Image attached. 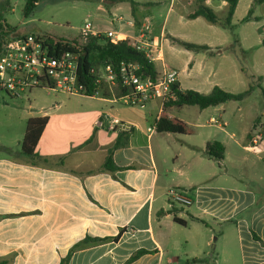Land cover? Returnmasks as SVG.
<instances>
[{
  "label": "crops",
  "instance_id": "crops-1",
  "mask_svg": "<svg viewBox=\"0 0 264 264\" xmlns=\"http://www.w3.org/2000/svg\"><path fill=\"white\" fill-rule=\"evenodd\" d=\"M180 1L103 3L99 10L111 13L110 26L88 22L84 31L122 32L131 40L145 33L161 48L162 60L150 47L159 74L166 67L177 70L182 89L209 93L219 85L240 93L253 86L252 93L204 109L168 107V115L192 127L190 134L157 132L161 100L128 105L109 84L93 95L70 94L76 98L48 104L35 98L25 108L16 99L0 104V147L12 150H0V260L14 255L10 264H60L87 236L115 237L123 229L117 241H89L68 264H125L141 248L151 252L129 264H187L193 258L206 260L189 264H264V175L257 168L264 162V74L243 63L253 46L244 39L233 46L227 28L188 18V7L196 4ZM227 5L209 3L217 11ZM175 40L210 49L191 50ZM258 93L262 98L253 102ZM37 116L49 121L35 152L49 162L34 164L20 150L22 125ZM114 118L121 122L111 127ZM119 133L127 144L113 155L122 168L115 175L92 172L103 167ZM213 140L224 145L223 160L205 155ZM170 188L184 190L194 202L174 206Z\"/></svg>",
  "mask_w": 264,
  "mask_h": 264
},
{
  "label": "trees",
  "instance_id": "trees-1",
  "mask_svg": "<svg viewBox=\"0 0 264 264\" xmlns=\"http://www.w3.org/2000/svg\"><path fill=\"white\" fill-rule=\"evenodd\" d=\"M12 0H0V20L6 22L5 15L12 9ZM38 0H29L26 2L24 10L25 14L29 15ZM105 1L106 5H112L119 2H131L132 6L135 4L134 0H101ZM195 2L194 9L188 13V18H196L198 16L203 17L208 22L213 24H221L225 28H229L232 31L235 30V25L233 24V18L238 6L239 0H226L228 5L224 10L217 11L213 7L209 6L206 3V0H191ZM256 4L262 3L264 0H254ZM253 13L251 8L248 12V15L244 18V21H248L250 16ZM39 39H42L44 43L50 47L53 54L64 53V52H75L80 53L78 60V82L85 87L84 94L93 95L97 93L101 86L96 82L95 76L91 73L93 66L103 63H111L114 66H119L120 63L125 61L135 62L139 65V73L145 76H150L153 79L159 75L157 67L154 61L146 55V51L139 49L136 45L133 44L131 39H122L115 40L107 37L101 33L92 34L90 32H82L76 38H63L55 37L49 33H43L36 35ZM236 37V34H234ZM180 45L185 48L195 50V51H206L210 47L207 45H200L196 43H191L187 41L175 40ZM239 43L238 39L234 40V45ZM173 96L169 98L168 101L163 103V113L157 119L155 124V130L157 132H173V134H190L192 133V127L188 125L184 120L179 118H173L172 116L166 113L168 107H181L184 105H198L199 108L204 109L210 106L218 105L220 103H226L232 100H242L249 96L254 87L250 86L245 91L240 93H232L224 90L221 86L216 85L209 93H201L198 90L194 89H182L179 83L172 84ZM48 116H37L29 119L26 125V131L22 139V148L20 154L26 158L30 159L34 164L38 163H47L49 162L48 158L43 157L35 152L39 139L43 133L45 126L48 124ZM123 133L118 134V139L115 146L108 152L105 163L100 169L93 170L95 171H105L112 174L122 168L114 160L113 152L122 146L127 144V139H123ZM0 150L11 152L12 150L7 147H0ZM225 154V147L222 142L218 140L209 141L205 148V155L213 158L215 160H223ZM176 221L185 224L186 222L176 218ZM123 229L115 237L107 238H96L87 236L84 240L77 243L69 254L62 259L60 264H68L71 255L83 245L88 243L91 240L96 241H105V240H115L117 241L122 233ZM256 238H259L254 234ZM151 251L141 248L134 252L132 256L128 259L125 264H129L132 261L136 260L142 254H147ZM14 259V255H11L7 258L0 260V264H10ZM205 258H193L187 262H202L205 261Z\"/></svg>",
  "mask_w": 264,
  "mask_h": 264
},
{
  "label": "built area",
  "instance_id": "built-area-1",
  "mask_svg": "<svg viewBox=\"0 0 264 264\" xmlns=\"http://www.w3.org/2000/svg\"><path fill=\"white\" fill-rule=\"evenodd\" d=\"M212 1L206 0V3ZM106 36L115 40L127 39L122 32L108 31ZM132 42L145 50L150 60L155 59L152 55V49L155 48L158 51L157 59L162 60L161 48L152 46L145 33L141 32L139 38ZM79 57L80 53L70 51L53 54L50 47L36 35L17 33L7 22L0 20V89L11 96L18 97L23 92L41 88L74 95L84 94L85 87L77 78ZM139 68L137 63L123 60L119 66L97 64L92 67L91 73L100 86L109 84L117 87L121 92L118 97L128 105H143L154 99H160L163 104L173 96L172 84L178 83L179 79L177 70L166 67L163 73L153 79L140 74ZM120 122V118H114L111 127ZM168 195L172 204L189 206L194 202L181 189L170 188Z\"/></svg>",
  "mask_w": 264,
  "mask_h": 264
},
{
  "label": "rangeland",
  "instance_id": "rangeland-1",
  "mask_svg": "<svg viewBox=\"0 0 264 264\" xmlns=\"http://www.w3.org/2000/svg\"><path fill=\"white\" fill-rule=\"evenodd\" d=\"M27 1L29 0H12V9L5 15L8 26L17 33L25 32L26 34L34 35L49 33L55 37L77 38L80 33L85 30L88 22L101 25L106 29L110 26L108 19L113 18L111 13L108 12L103 14L99 10V8L102 9L103 7L101 4H105V2L101 0H39V3L35 5L33 11L29 15L25 14L24 10ZM169 1L170 0H165V4ZM178 3L182 4L183 2L178 0ZM251 8L253 9L254 18L251 19V15L248 21L242 22V18L248 14ZM188 9L192 11L194 8L193 6H189ZM87 18L89 20H87ZM117 23L116 21V24ZM233 24L235 25V30L232 31L227 28L225 34L230 40L244 39L243 41H245L247 45L253 46L254 49L250 50V56L244 58L243 63L247 69L251 71L256 70V72L264 74V1L256 4L254 0H241ZM198 30L199 28H197L195 32ZM234 34H236V37ZM259 41L261 45L258 43ZM115 91L116 95L121 94L117 88ZM56 97L73 98L74 95L65 94V92L62 91L53 92L47 89H34L33 95H31V92H23L20 96L15 97L0 89V104L2 105L16 99L18 104L25 108L33 98L37 99L35 102L41 105L50 103ZM261 98V93H258L253 96L252 101L257 102ZM24 129L26 131L25 123L22 125V130ZM247 156L250 158L255 157L254 154H248ZM245 165L246 163H242V166ZM257 168L259 172L264 175V162L262 160H260V164L257 165ZM173 205L187 207L177 203H173ZM180 211L182 212V210Z\"/></svg>",
  "mask_w": 264,
  "mask_h": 264
}]
</instances>
